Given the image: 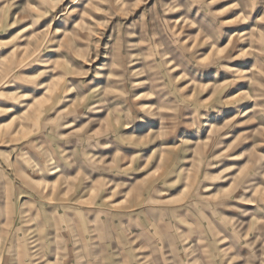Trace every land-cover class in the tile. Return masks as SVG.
Listing matches in <instances>:
<instances>
[{"label": "rangeland", "instance_id": "374dc122", "mask_svg": "<svg viewBox=\"0 0 264 264\" xmlns=\"http://www.w3.org/2000/svg\"><path fill=\"white\" fill-rule=\"evenodd\" d=\"M0 264H264V0L0 2Z\"/></svg>", "mask_w": 264, "mask_h": 264}, {"label": "clouds", "instance_id": "9594fccd", "mask_svg": "<svg viewBox=\"0 0 264 264\" xmlns=\"http://www.w3.org/2000/svg\"><path fill=\"white\" fill-rule=\"evenodd\" d=\"M0 2H3V0H0ZM58 2H61V0H58ZM73 2H76V0H73ZM7 7H11V5H7ZM7 7L5 9V11H7ZM68 13L70 14V12L72 11L71 9L67 10ZM45 73L44 72H41L39 73V76H43ZM84 75H87V73H84ZM38 77H33L32 78V82H35V80L37 79ZM184 127L188 128V129H193L196 127V125L194 123H188V124H185L183 125ZM181 127V122L176 120L174 122H172L169 126H167L166 128H164L159 134L157 133H153L152 135L155 137V138H160V139H163L164 137L166 136H170V135H176L178 134V131H179V128ZM207 178V177H206Z\"/></svg>", "mask_w": 264, "mask_h": 264}]
</instances>
